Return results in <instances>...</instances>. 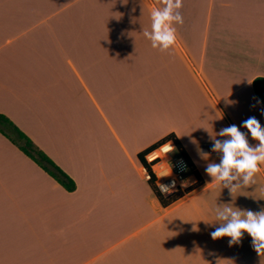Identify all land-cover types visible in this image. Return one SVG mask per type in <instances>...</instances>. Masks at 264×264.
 <instances>
[{
  "label": "crops",
  "instance_id": "0c3cea01",
  "mask_svg": "<svg viewBox=\"0 0 264 264\" xmlns=\"http://www.w3.org/2000/svg\"><path fill=\"white\" fill-rule=\"evenodd\" d=\"M154 7L0 0V113L76 182L67 190L0 132V264H264L246 232L231 246L210 235L216 208L264 207V165L234 197L205 172L221 157L208 131L248 132L253 116L264 127V0H183L166 52L143 35ZM169 133L202 181L163 206L138 153Z\"/></svg>",
  "mask_w": 264,
  "mask_h": 264
},
{
  "label": "clouds",
  "instance_id": "9594fccd",
  "mask_svg": "<svg viewBox=\"0 0 264 264\" xmlns=\"http://www.w3.org/2000/svg\"><path fill=\"white\" fill-rule=\"evenodd\" d=\"M159 2L163 7L151 9V31L144 30L143 35L151 41L153 48L166 52L177 41L174 24L184 22L179 11L183 6V0ZM242 127L248 132H242L235 124L222 128L218 135L224 137L223 140L215 139V136L205 129L212 140V151L221 154L220 162L208 163L205 172L214 182H220L223 188H227L233 197L238 189L248 188L256 183L254 177L260 171L261 165H264V127L254 116L243 121ZM248 133L252 139L258 141L255 146L249 144ZM198 151L203 159H207L206 153ZM170 174L161 175L159 178ZM183 186H187V181ZM158 187L163 194H168L175 187V181H172L170 186L158 184ZM215 214L220 226L210 233L213 240L227 236L230 237V246L236 245L241 242L246 232L252 238L254 250L260 256L264 255V207L260 211H253L234 209L225 205L222 209L216 208Z\"/></svg>",
  "mask_w": 264,
  "mask_h": 264
},
{
  "label": "trees",
  "instance_id": "16d2710c",
  "mask_svg": "<svg viewBox=\"0 0 264 264\" xmlns=\"http://www.w3.org/2000/svg\"><path fill=\"white\" fill-rule=\"evenodd\" d=\"M253 88L259 100L264 104V76H258L253 80ZM0 132L7 136L25 154H27L35 162H37L67 190L72 191L76 189L75 180L71 176H69L59 165H57V163H55V161L44 150L37 146L32 140V138L29 137L19 126H17L12 119H10L7 115L3 113H0ZM169 139L174 140L179 151L185 156L192 170L195 171L198 178V182L195 185L197 186L202 181V177L200 176L198 170L196 169L191 158L189 157L188 153L186 152L181 141L175 133H169L153 145L139 152V161L143 166H145V168H147V163L145 160L146 153L152 148L158 146L159 144ZM148 181L163 206L171 204L183 195V193L177 192L170 196H164L158 191L157 187L154 185L153 180ZM195 186H193L191 189H193ZM191 189H189V191Z\"/></svg>",
  "mask_w": 264,
  "mask_h": 264
},
{
  "label": "built area",
  "instance_id": "2783aa9c",
  "mask_svg": "<svg viewBox=\"0 0 264 264\" xmlns=\"http://www.w3.org/2000/svg\"><path fill=\"white\" fill-rule=\"evenodd\" d=\"M147 163L146 175L148 180H153L158 191L169 196L177 191H189L197 183V175L189 165L185 156L179 151L173 139H169L149 150L145 155ZM171 173L159 178L161 175ZM175 181V187L168 194H163L158 184L171 185ZM187 181V186L183 183Z\"/></svg>",
  "mask_w": 264,
  "mask_h": 264
},
{
  "label": "rangeland",
  "instance_id": "374dc122",
  "mask_svg": "<svg viewBox=\"0 0 264 264\" xmlns=\"http://www.w3.org/2000/svg\"><path fill=\"white\" fill-rule=\"evenodd\" d=\"M144 168H145V166H144ZM197 182H198V180H197ZM195 185H196V184H195ZM195 185H194V186H195ZM177 192H180V193H183V194H184V193L189 192V191H185V192H183V191H177ZM177 192H175V193H177ZM169 196H170V195H169Z\"/></svg>",
  "mask_w": 264,
  "mask_h": 264
}]
</instances>
